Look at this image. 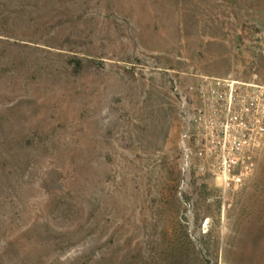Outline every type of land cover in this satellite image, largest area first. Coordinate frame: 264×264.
<instances>
[{"label":"rangeland","instance_id":"374dc122","mask_svg":"<svg viewBox=\"0 0 264 264\" xmlns=\"http://www.w3.org/2000/svg\"><path fill=\"white\" fill-rule=\"evenodd\" d=\"M202 78L264 114V0H0V264H264V132L182 137Z\"/></svg>","mask_w":264,"mask_h":264},{"label":"built area","instance_id":"2783aa9c","mask_svg":"<svg viewBox=\"0 0 264 264\" xmlns=\"http://www.w3.org/2000/svg\"><path fill=\"white\" fill-rule=\"evenodd\" d=\"M236 84L233 81L202 78L195 86H189L187 89L193 90L197 97V113L185 122L186 129L182 136H186L189 124L214 126V137H222L225 143L232 145L228 150L215 141L218 146L213 151L215 157L220 159L222 169L228 173L238 167L239 156L250 158L249 154L242 152V145L248 146L264 132V114L251 117L258 98L253 96V90L246 92L247 89L243 88L239 91ZM198 155L201 156V153Z\"/></svg>","mask_w":264,"mask_h":264}]
</instances>
